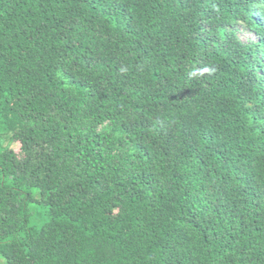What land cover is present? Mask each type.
I'll return each mask as SVG.
<instances>
[{"label":"trees","instance_id":"16d2710c","mask_svg":"<svg viewBox=\"0 0 264 264\" xmlns=\"http://www.w3.org/2000/svg\"><path fill=\"white\" fill-rule=\"evenodd\" d=\"M0 264H264V0H0Z\"/></svg>","mask_w":264,"mask_h":264},{"label":"rangeland","instance_id":"374dc122","mask_svg":"<svg viewBox=\"0 0 264 264\" xmlns=\"http://www.w3.org/2000/svg\"><path fill=\"white\" fill-rule=\"evenodd\" d=\"M242 27L243 28L240 30L239 34H240V38L243 41H247V40H250V39L252 41H255V40L258 39V36L256 35V33L253 30L245 27L244 25H242ZM15 147H17V145Z\"/></svg>","mask_w":264,"mask_h":264}]
</instances>
